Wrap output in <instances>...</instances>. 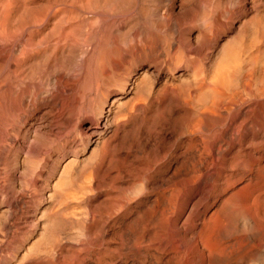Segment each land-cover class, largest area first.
I'll list each match as a JSON object with an SVG mask.
<instances>
[{"label":"rangeland","instance_id":"1","mask_svg":"<svg viewBox=\"0 0 264 264\" xmlns=\"http://www.w3.org/2000/svg\"><path fill=\"white\" fill-rule=\"evenodd\" d=\"M29 1L47 18L25 46L34 8L9 14L0 264H84L102 225L90 264H264L247 212L264 206V0Z\"/></svg>","mask_w":264,"mask_h":264},{"label":"bare ground","instance_id":"2","mask_svg":"<svg viewBox=\"0 0 264 264\" xmlns=\"http://www.w3.org/2000/svg\"><path fill=\"white\" fill-rule=\"evenodd\" d=\"M37 1V0H36ZM33 2L34 3H36L34 0H33ZM116 2V1H115ZM118 2V1H117ZM130 2V1H129ZM38 3V2H37ZM70 3H71V1H70ZM29 4H30V1L29 0H0V87L2 86V85H4L6 82H8V79H9V77H8V75H9V33H11V30H12V28H9L8 27V24H9V19H10V17H9V14L11 13V12H13L14 11V13H15V10H16V13H17V9H24V8H22V7H25V9H26V6H27V9H30L31 10V8H34V7H28L29 6ZM72 4V3H71ZM73 5V4H72ZM115 5H117L116 3H115ZM37 6H39V5H37ZM70 6V5H69ZM41 7V6H40ZM39 7V8H40ZM107 7V6H106ZM39 8L37 9V7H35L34 8V10L32 11V14H31V16H28V17H30V19L28 18V20H30V23L32 24V26H33V29L31 30H29V31H27V33H26V35H25V37H24V39H25V46H26V42H28L29 43V41L32 39V37L34 36V34H38L39 32H40V29H41V26L43 25V22H41V20L42 21H45V20H43V19H41V16L43 15V17H46L44 14H43V12H42V9H43V7L41 8V10H39ZM20 9V10H21ZM26 9V10H27ZM52 10H55V9H53V8H51ZM30 10H28L29 12H30ZM51 10V11H52ZM24 11V13H26V12H28V11H26L25 12V10H23ZM22 11V12H23ZM50 11V12H51ZM56 11V10H55ZM114 11V10H113ZM20 12V11H19ZM21 12V13H22ZM39 12H42V13H40V15H39ZM53 12V11H52ZM52 12H51V14H52ZM115 12V11H114ZM135 12V11H134ZM13 13V14H14ZM20 13V14H21ZM24 13H23V15H24ZM20 14H18L19 16H21ZM55 14V13H54ZM53 14V15H54ZM57 14V13H56ZM111 14V13H110ZM12 15V14H11ZM15 15V14H14ZM17 15V14H16ZM15 15V16H16ZM17 15V16H18ZM22 15V16H23ZM30 15V14H29ZM50 15V14H49ZM21 16V17H22ZM55 16V15H54ZM105 15L104 14H102V17H104ZM14 17V16H13ZM12 17V18H13ZM42 17V18H43ZM52 17V16H51ZM15 18V17H14ZM17 18V17H16ZM23 18V17H22ZM47 18V17H46ZM49 19V18H48ZM12 20H18V21H13V23H11V25L13 24L14 25V27L13 26H11V27H13L14 29L16 28V24L14 23V22H18L17 24L18 25H21L22 24V27L23 26H25V25H23L24 23H22V22H24V19H23V21H22V19H21V21H19L20 19L18 18V19H10V21H12ZM27 20V21H28ZM109 20V19H108ZM26 21V20H25ZM21 22V23H20ZM104 22V21H103ZM103 22H101V23H103ZM105 22H106V20H105ZM114 22H115V20H114ZM113 22V23H114ZM20 23V24H19ZM28 23H29V21H28ZM28 23H26V24H28ZM29 23V24H30ZM41 23H42V25H41ZM112 23V24H113ZM116 23V22H115ZM29 24L28 25H26V26H29ZM106 24H108V23H106ZM106 24H105V26H106ZM109 24H110V26H109ZM108 25H107V29H108V31H102L101 29H102V27H99V28H97L96 30H93L94 32V35L93 36H99V34H102V33H108V41H106V42H108L109 43V45L110 46H112L113 48H114V50H115V48H116V50H117V52H119V58L117 59V60H113V58H111L112 59V67L114 68V69H119V67L122 65V64H124V62H127V56L121 51V49H122V47H121V49H120V47H118L119 45H120V43H118L117 44V40L116 39H119L117 36L119 35V36H121L118 32H117V34L118 35H116L115 33H114V31H109V28H108V26L109 27H111V29H112V26H111V23H109ZM119 24H122V22L120 23L119 22ZM119 24H118V27H119ZM116 26H117V24H116ZM18 27H21V26H18ZM43 27V26H42ZM44 28V27H43ZM9 29H11L10 30V32H9ZM17 29V28H16ZM15 29V32L17 31ZM114 29V28H113ZM21 30H24L23 28L21 29ZM118 30V29H117ZM129 30V29H128ZM13 31V30H12ZM115 31H116V29H115ZM23 32V31H22ZM13 34H14V31L12 32ZM42 33V32H41ZM137 33V32H136ZM150 33V32H149ZM152 33V32H151ZM153 34V33H152ZM12 35V34H11ZM23 35V34H22ZM123 35V34H122ZM125 35V34H124ZM154 35V34H153ZM152 35V36H153ZM41 36V35H40ZM102 36V35H101ZM106 36V35H105ZM105 36H103V37H105ZM126 36V35H125ZM155 36V35H154ZM153 36V37H154ZM14 37H15V34H14ZM10 38L11 39H13V37H11L10 36ZM16 38V37H15ZM99 38V37H98ZM97 38V39H98ZM121 38V37H120ZM149 38H151V37H149ZM156 38V37H155ZM96 38L94 37V40H95ZM96 39V40H97ZM146 39V38H145ZM145 39H144V41H145ZM39 40H40V37H39ZM14 41H16V39H14ZM119 41H121V40H119ZM129 41V40H128ZM153 41V45H154V47H155V44L157 45L158 44V42L156 41V39H153V40H151L150 42H152ZM13 42V41H12ZM20 42H21V40H20ZM32 42V41H31ZM37 42V41H36ZM88 42V41H87ZM104 42V41H103ZM149 42V41H148ZM160 42V41H159ZM38 43H39V41H38ZM138 43V42H137ZM30 45H28V46H32L31 45V43H29ZM33 44V43H32ZM80 44V43H79ZM151 44V43H150ZM40 45V44H39ZM147 45V44H146ZM149 45V44H148ZM147 45V47H151V45L150 46H148ZM161 45V44H160ZM159 45V46H160ZM22 46H23V43H22ZM21 46V47H22ZM35 46V45H34ZM32 47L33 49L32 50H34V48L35 47ZM37 47V46H36ZM39 47V46H38ZM102 47H103V45H102ZM111 47V48H112ZM129 47V46H128ZM161 47V46H160ZM27 48V47H26ZM26 48H24V50L22 51V53H23V55L25 56H28V58H29V55L31 56V52L33 53L34 51H32L31 50V52L29 53L28 52V49L30 48L31 49V47H28V49H26ZM39 48H41V47H39ZM107 48H109V47H107ZM112 48V49H113ZM155 48H157V47H155ZM18 49H21L20 48V46H18ZM42 49V48H41ZM103 49V48H102ZM133 49V48H132ZM148 49V48H147ZM158 49H160V48H158ZM17 50V49H16ZM40 50V49H39ZM123 50V49H122ZM149 50V49H148ZM156 50V49H155ZM42 51V50H41ZM131 51V50H130ZM136 51H137V49H136ZM146 51V50H145ZM151 51V50H150ZM19 52H20V50H19ZM37 52H39V51H37ZM116 52V51H115ZM21 53V54H22ZM40 53H42V52H40ZM39 53V54H40ZM151 53V52H150ZM20 54V57L22 56ZM36 54L37 53H33V56L35 55L36 56ZM113 54H114V52H113ZM116 54V53H115ZM118 54V53H117ZM18 55H19V53H18ZM41 55V54H40ZM39 55V56H40ZM130 55V54H129ZM32 56V57H33ZM38 56V57H39ZM23 57V56H22ZM21 57V58H22ZM37 57V58H38ZM18 58V57H17ZM36 58V57H35ZM100 58V57H99ZM251 58H253L254 59V57H251ZM251 58H250V60H251ZM31 59V58H30ZM101 59V58H100ZM249 59V58H248ZM252 59V60H253ZM17 60V59H16ZM22 60V59H21ZM27 60V59H26ZM102 60V59H101ZM24 61V60H23ZM249 61V60H248ZM20 62V61H19ZM16 63H18L17 61H16ZM249 63V62H248ZM23 64V63H22ZM21 64V65H22ZM99 64V63H98ZM101 65V64H100ZM19 66V65H18ZM246 66V65H245ZM262 67H264V66H262ZM244 68V67H243ZM247 70V69H246ZM232 71V70H231ZM262 71H264V70H262ZM244 72V71H243ZM246 72V71H245ZM229 75V74H228ZM262 75V74H261ZM246 76V75H245ZM252 78V77H251ZM249 84V83H248ZM5 86V85H4ZM260 89V88H259ZM258 89V90H259ZM247 94V93H246ZM1 100V99H0ZM40 141V140H39ZM163 150V149H162ZM167 152V151H166ZM260 198H259V195H255L253 198H252V202L253 203H250V204H254V205H256V206H252L253 207V209L251 208V205L249 206V209H248V207H247V212L249 213V215H251L252 216V218L253 219H255V221H256V226H257V228L259 229L257 232V237H256V239H257V242L260 244V245H262V244H264V206H260L259 205V203L258 202H260V200H259ZM67 203V202H66ZM70 203V202H69ZM73 203V202H72ZM71 203V204H72ZM261 204V203H260ZM69 205V204H68ZM74 205V204H73ZM242 206H245V205H247V204H241ZM260 206V207H257V206ZM262 205V204H261ZM69 207H70V205H69ZM71 207H73L72 205H71ZM245 207V208H246ZM66 208V207H65ZM65 208H63V209H65ZM244 208V207H243ZM69 209V208H68ZM78 209V208H77ZM72 210V209H71ZM75 208H74V210H72V211H68V210H66V211H68L69 213H71V215H70V217H73V215L76 213L75 212ZM245 210V209H244ZM63 211V213H61V214H63L62 215V217H65L64 216V210H62ZM77 211V210H76ZM80 213H81V211L80 210H78ZM68 212L65 214L66 215V217L67 216H69L68 215ZM72 212H74V213H72ZM78 212V213H79ZM56 214H58V215H61V214H59L58 212L56 213ZM77 215V214H76ZM76 215L74 216V218L76 217ZM79 216V215H78ZM70 217H68V219H70ZM71 220V219H70ZM104 225H105V223H104ZM48 226V225H47ZM46 226V227H47ZM50 226V225H49ZM48 226V227H49ZM51 227H52V225H51ZM46 229H48V228H46ZM49 229L52 231V230H54L55 228L54 227H52V229L49 227ZM58 230V229H57ZM90 233V232H89ZM88 234V233H87ZM98 235H92V232L90 233V234H88L87 235V238H86V241H85V243H84V251H85V253H84V251H83V253H84V255H86V256H84L85 257V263L86 264H90L91 263V261H90V259H92L91 258V255H92V253H94L93 251H94V249H95V247L98 245L99 247H100V249H101V251H102V248H103V245H104V237H105V231H104V227H103V225L101 226V228H100V231H99V233H97ZM253 235V234H252ZM237 241H238V243H239V247H240V242L242 241V238L241 237H237ZM81 249H82V247H81ZM81 249H79V250H81ZM251 249V244L250 245H248L247 247H246V249H245V251L243 252V254H246L247 255V252L249 251ZM83 250V249H82ZM81 250V251H82ZM239 252L241 253L242 252V249H239ZM80 253V252H79ZM77 255H79V258L81 257V255L80 254H78V251H77V253H76ZM83 256L81 257V259H83ZM100 258H101V256H100ZM78 259V258H77ZM77 259H76V261H77ZM100 260V259H99ZM75 261V260H74ZM80 261V260H79ZM92 261H93V259H92ZM82 262V260L80 261V263ZM84 262V261H83ZM105 261H104V256L101 258V262H97V263H99V264H105L104 263ZM73 263V262H72ZM80 263H78V264H80ZM84 263V264H85ZM97 263H95V264H97ZM81 264H83V263H81Z\"/></svg>","mask_w":264,"mask_h":264}]
</instances>
